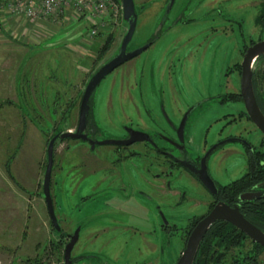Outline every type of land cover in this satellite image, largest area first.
Instances as JSON below:
<instances>
[{"label": "flooded vegetation", "instance_id": "af4514ba", "mask_svg": "<svg viewBox=\"0 0 264 264\" xmlns=\"http://www.w3.org/2000/svg\"><path fill=\"white\" fill-rule=\"evenodd\" d=\"M133 1L141 7L139 10L136 8L138 16L140 10H145L146 4H155L153 8L158 22L151 35L143 41L147 47L114 68L97 84L90 94L86 116L81 119L84 87L76 106L74 127L57 130L53 135L56 140L74 142L73 159L69 167L76 174V181L71 183L75 196L76 223L72 232L64 235L55 213L59 229L52 226L58 236L66 237L63 264L65 247L73 237L70 264H80L81 261L83 264L96 263L97 258L90 259L95 258L96 253L102 254L99 250L101 247L104 256L113 264H119L121 259L125 260L122 264H176L194 227L219 203L238 209L247 220L264 231V133L249 116L240 91L243 57L249 47L264 39L261 36L256 40L244 38L239 50L240 60L230 64L224 71L226 90L205 92L194 100V93L187 100L179 99L178 89L172 83L175 72L169 70L170 66L175 65L174 62L169 65V62L159 61L155 66L150 65L146 72L144 64L137 70V59L157 46L159 58L165 53L169 56L174 50L185 52L186 56L190 52V45H202V55H214L221 42L215 43L213 38L193 40L186 31L183 38L165 35L205 22L219 33L223 25L227 28L226 24L230 23L232 25L229 28L235 25L243 35L244 21L235 19L226 7L222 10V0ZM252 4L254 8H259L254 19L258 18L256 27L262 29L264 0H252ZM225 5L230 7L229 4ZM254 24L253 21V27ZM169 45L172 48L166 50L165 46ZM183 45L185 49L180 50L179 47ZM211 46H215V49H210ZM131 62L134 63V72L127 70L112 76L110 85L99 87L119 67ZM262 65L264 54L257 56L252 67L255 99L264 114V92L258 81ZM163 73H168L166 84L172 96L168 102L163 98V93L158 94L157 99L152 94L149 96L148 87L143 86L144 77L148 79L149 75L153 79L155 75ZM99 100H106V108L115 106V113L110 118L113 123L111 126L101 120L97 108ZM165 102L168 109L165 108ZM223 106L229 110L198 128V132L203 134L202 140L192 144L195 134L194 127L189 126L192 115L200 109L211 110ZM108 109L109 117L111 107ZM218 122L222 123L217 128ZM212 126L215 132L208 138ZM68 131L74 136L60 138L61 134ZM239 156L242 162L236 164L235 160ZM59 165L61 170L66 169L62 162ZM79 185L85 187L84 193ZM195 196L203 197L197 199ZM51 198L54 212L55 206L61 210V195L55 202L52 195ZM87 201L99 203L91 211L80 213ZM190 202L195 212L191 210L187 217L182 218L185 220L182 225L176 223L177 216L171 209ZM132 204L146 205L154 212L152 217H144L147 222L151 221L149 227H144L140 219L132 217L127 220V217L122 216L125 214H118L121 210L130 209ZM165 210H168L167 215L163 213ZM154 225L158 226L159 231H154ZM178 228L181 230L177 234L175 230ZM86 229L87 236L83 235ZM174 236L183 240L182 250L175 262L173 253L177 248H173ZM99 237L104 240L94 247V238ZM119 238L123 242L115 244L114 241ZM243 240L250 242L245 253L241 250L243 246L237 247ZM131 242L136 245L134 250L130 248ZM261 254L264 256L263 246L234 224L218 219L204 233L193 264H264V259H260Z\"/></svg>", "mask_w": 264, "mask_h": 264}, {"label": "rangeland", "instance_id": "374dc122", "mask_svg": "<svg viewBox=\"0 0 264 264\" xmlns=\"http://www.w3.org/2000/svg\"><path fill=\"white\" fill-rule=\"evenodd\" d=\"M225 4H229L230 7ZM154 5L148 3L144 11L140 10L136 31L129 47L142 44L154 30L158 22V17L154 14ZM135 6L138 10L141 9L140 6L136 4ZM254 6L252 0L221 2L222 10L226 7L235 19L238 21L243 19V35L235 25L229 28L232 25L230 23L226 24L227 28L223 25L219 33L215 31L216 28L214 30L209 27L207 22L198 26L193 25L188 29L176 28L175 32L171 31L165 35L170 38L172 36L183 38L186 31L193 40L213 38L216 40L215 43L221 42V45L216 47L214 55H202V45H199L200 47L190 45V52L186 56L185 52L174 50L169 56L165 53L159 58L157 46L137 59V70L142 64L147 72L150 65L155 66L159 61L169 62V65L174 62L175 65L170 66L169 70L175 72L172 83L178 89L179 99L187 100L189 95L193 96L192 93L196 95L194 100L205 92H223L226 90L224 71L230 64L240 60L239 50L244 38L256 40L261 36L264 39V27L257 28L258 18L254 19L256 9L259 11V8ZM124 31L122 14L116 19L109 17L102 23L74 16L57 23L42 20L29 23L10 20L0 22V264H63L66 237L58 236L50 224L42 191L47 145L57 130L74 127L76 106L86 82L94 70L116 49ZM165 47L166 50L172 48L170 45ZM213 48L215 49V46L210 47ZM179 49H185V45ZM162 68L165 70V67ZM127 70L134 72V63H126L119 67L114 74L104 79L99 87L110 85L109 80L112 76L123 74ZM167 74L155 75L153 79L149 75L148 79L147 76L144 77L143 86L148 87L146 90L149 96L152 94L157 99V95L163 93V98L167 102L172 100L166 84ZM258 74L259 85L264 92V65L260 66ZM232 78L233 76L230 77ZM106 107V100L97 102L101 120L111 126L110 118L115 113V106H108L111 107L109 117L110 111ZM238 107L240 108L241 104ZM165 108H169L166 102ZM228 110L224 106L211 110H197L189 121V126L194 127L195 131L192 144L202 140L203 134L198 132V128H202L204 123L206 125L212 122ZM221 123L216 124L217 128ZM214 128L211 127L208 138L215 132ZM73 147L74 142L70 140H56L53 146L54 163L50 190L54 202L61 195L59 202L62 208L59 210L55 206V213L64 235L71 233L76 223L75 196L71 187V183L76 181V174L69 167L73 159ZM60 162L66 169H60ZM235 162L241 164L242 158L237 157ZM227 163L231 164L230 161ZM80 190L83 193L86 191L82 186ZM197 197L203 196H195ZM142 200L139 201L144 202ZM98 203L87 201L80 213L91 211ZM185 205L171 209L177 216L175 222L180 225L185 221L182 218L187 217L191 210L194 211L192 202ZM198 210L200 209L196 211ZM151 211L146 205L132 204L130 209L121 210L118 214H125L122 216L127 217V220L132 217L140 219L144 227H149L151 221L147 222L144 217H152L154 212ZM163 213L167 215L168 210ZM153 229L155 232L159 231L157 225H154ZM183 229L185 230V227ZM180 230L178 228L175 232L178 234ZM83 235L87 236V229ZM101 240L104 238H94L93 246L102 244ZM117 242L122 243L123 239L114 241L115 244ZM135 246L133 242L130 243L131 250H134ZM241 246L245 253L250 247V242L243 240L237 247ZM182 247L183 240L174 236L173 248H177L173 253L174 262L179 257ZM102 249L103 247L99 249L102 254L96 253V257L90 259L91 261L97 258L96 263L89 264H113L104 256ZM262 255L260 259H264ZM123 261L125 260L121 259L119 264Z\"/></svg>", "mask_w": 264, "mask_h": 264}, {"label": "water", "instance_id": "95a60500", "mask_svg": "<svg viewBox=\"0 0 264 264\" xmlns=\"http://www.w3.org/2000/svg\"><path fill=\"white\" fill-rule=\"evenodd\" d=\"M120 2L122 8V21L125 25V31L116 49L105 61H103L94 70V72L91 74L90 78L86 82L85 90L81 99V119H84L86 116V112L88 111L89 107L88 102L90 94L92 93L93 89L97 86V84H99V82L114 68L127 61L128 59L136 56L147 47V43H143L135 47H129V43L131 42L136 31L138 11L136 10L135 3L133 0H120ZM170 2H172V0ZM160 24H162V21ZM261 54H264V41L257 42L247 49L241 65L240 91L249 116L253 120L254 124L264 133V114L262 113L256 102L252 85L253 63L256 60L257 56ZM68 136L74 135L68 131L61 134L60 138H65ZM55 140L56 136L51 137L47 145V163L43 176L42 189L47 214L50 218L51 224L54 228L59 229L50 193V178L53 163V146ZM218 219H224L234 224L238 229L242 230L246 235H248L250 238H252L264 247L263 230H261L260 228L252 224L249 220H247L239 212L238 209L230 208L229 206L223 203H219L210 211L207 216L201 219L194 227L188 238L186 247L183 250L176 264H193L200 241L204 233L209 228L211 223ZM74 238L75 237H73L65 247L64 264L71 263L69 256L70 249L74 242Z\"/></svg>", "mask_w": 264, "mask_h": 264}, {"label": "built area", "instance_id": "2783aa9c", "mask_svg": "<svg viewBox=\"0 0 264 264\" xmlns=\"http://www.w3.org/2000/svg\"><path fill=\"white\" fill-rule=\"evenodd\" d=\"M121 10L120 0H0V22L57 23L74 16L102 23L121 16Z\"/></svg>", "mask_w": 264, "mask_h": 264}]
</instances>
